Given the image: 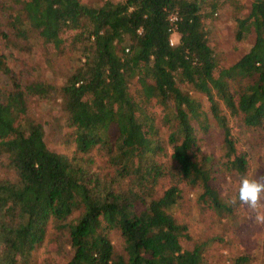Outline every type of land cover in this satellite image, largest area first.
<instances>
[{
	"label": "trees",
	"instance_id": "1",
	"mask_svg": "<svg viewBox=\"0 0 264 264\" xmlns=\"http://www.w3.org/2000/svg\"><path fill=\"white\" fill-rule=\"evenodd\" d=\"M205 3L0 0V264H226L207 250L235 242L228 200L264 175L236 135L264 144V0L235 18L250 46L228 67ZM54 104L70 154L46 143ZM184 187L223 233L191 242Z\"/></svg>",
	"mask_w": 264,
	"mask_h": 264
},
{
	"label": "rangeland",
	"instance_id": "2",
	"mask_svg": "<svg viewBox=\"0 0 264 264\" xmlns=\"http://www.w3.org/2000/svg\"><path fill=\"white\" fill-rule=\"evenodd\" d=\"M120 1V0H113ZM204 23L213 48L223 66L233 64L241 54L246 51L250 45L246 44L240 48H236L233 39V25L236 17L243 18L246 16L250 3L253 0H205ZM208 3V4H207ZM216 5L212 12L209 5ZM203 6V5H202ZM174 45L178 41V36L174 32L171 36ZM204 107L206 100L203 99ZM207 107V106H206ZM37 114L44 116L41 121L44 122L46 133V143L49 149L62 152L72 153L74 144L70 143L66 137V128L62 130L56 126L55 117H58L57 106L42 107L37 110ZM35 114V116L37 115ZM38 116V115H37ZM236 134V133H235ZM241 144H246L252 157V172L264 174V144H260L257 139L252 138L249 133H237ZM241 138V139H240ZM264 176V175H260ZM226 189L233 187L229 179L224 182ZM224 188V189H225ZM225 189V190H226ZM195 192L184 187L183 190V207L176 216L185 220L189 225V232L193 244H202L211 239V237L223 233V228L216 226L211 220L199 213L195 205ZM238 215L241 225L236 230H230L228 234L235 238L233 246H216L215 249L207 250V255L213 263L215 258L220 255L221 261L228 263V257L239 252L252 256V264H264V224H256L254 222L255 213L244 206L238 209ZM40 253V252H39ZM40 258L47 257V254L41 252Z\"/></svg>",
	"mask_w": 264,
	"mask_h": 264
},
{
	"label": "clouds",
	"instance_id": "3",
	"mask_svg": "<svg viewBox=\"0 0 264 264\" xmlns=\"http://www.w3.org/2000/svg\"><path fill=\"white\" fill-rule=\"evenodd\" d=\"M228 203L246 207L255 213L253 219L256 224H264V176L241 175L236 194Z\"/></svg>",
	"mask_w": 264,
	"mask_h": 264
},
{
	"label": "built area",
	"instance_id": "4",
	"mask_svg": "<svg viewBox=\"0 0 264 264\" xmlns=\"http://www.w3.org/2000/svg\"><path fill=\"white\" fill-rule=\"evenodd\" d=\"M176 20V18L174 17V16H172L171 18H170V22H174ZM176 33V30H175V28L173 27V29H172V33ZM170 44L171 45H174V43L170 40Z\"/></svg>",
	"mask_w": 264,
	"mask_h": 264
}]
</instances>
